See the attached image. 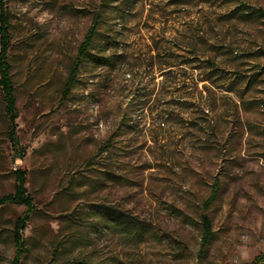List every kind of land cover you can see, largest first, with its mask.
Here are the masks:
<instances>
[{
  "label": "rangeland",
  "instance_id": "374dc122",
  "mask_svg": "<svg viewBox=\"0 0 264 264\" xmlns=\"http://www.w3.org/2000/svg\"><path fill=\"white\" fill-rule=\"evenodd\" d=\"M3 3L18 117L15 142L0 92V197L27 171L35 210L16 261L26 209L0 204V264H264V0Z\"/></svg>",
  "mask_w": 264,
  "mask_h": 264
},
{
  "label": "trees",
  "instance_id": "16d2710c",
  "mask_svg": "<svg viewBox=\"0 0 264 264\" xmlns=\"http://www.w3.org/2000/svg\"><path fill=\"white\" fill-rule=\"evenodd\" d=\"M0 92L2 103L4 106V110L8 119V128L10 130V138L16 142V128L15 122L18 117V109H17V97H16V89L13 81L12 74V66L9 60V52L11 47V37H10V15L6 10L3 0H0ZM103 25V17L102 15H96L92 20V25L88 30L82 44L78 49L77 56L72 64L70 75L67 81L66 91L69 90L73 84L75 83L79 73L81 65L84 59L88 56L90 50L92 49L95 41L99 38L100 29ZM15 178V190L13 194H9L6 196L0 197V204L9 205V204H17L25 207V212L22 217H20L16 223L14 228V239L17 247L16 251V261L19 260V257L24 252L25 242L23 240L22 233L26 228L28 221L31 218L32 213L34 212V200L29 195L27 190L28 183V172L18 169L13 173ZM216 198L215 191L206 202V206L209 207ZM203 236L200 245L201 255L208 245L211 243L214 231L213 225L208 216H203ZM125 227H129V225H125ZM259 261V260H258ZM256 261V262H258ZM258 264V263H257Z\"/></svg>",
  "mask_w": 264,
  "mask_h": 264
}]
</instances>
